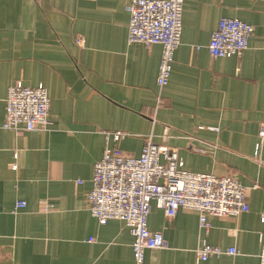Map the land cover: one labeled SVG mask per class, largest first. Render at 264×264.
<instances>
[{
  "label": "crops",
  "instance_id": "obj_1",
  "mask_svg": "<svg viewBox=\"0 0 264 264\" xmlns=\"http://www.w3.org/2000/svg\"><path fill=\"white\" fill-rule=\"evenodd\" d=\"M129 1L0 0V264H135L125 223L100 224L87 208L104 132L113 130L128 133L109 143L128 155L149 138L177 147L178 167L247 187L248 211L208 216L207 232L197 212L180 208L168 218L152 203L148 227L168 248L147 249L142 264H259L264 0H183L180 44L162 87L161 45L127 42ZM221 17L253 32L240 54L213 58L207 44ZM12 84L46 88V129L2 127ZM18 200L25 207L15 210ZM203 242L237 253L198 260Z\"/></svg>",
  "mask_w": 264,
  "mask_h": 264
},
{
  "label": "built area",
  "instance_id": "obj_2",
  "mask_svg": "<svg viewBox=\"0 0 264 264\" xmlns=\"http://www.w3.org/2000/svg\"><path fill=\"white\" fill-rule=\"evenodd\" d=\"M127 42L146 46L161 45L156 84L164 86L170 77L174 52L180 44L183 0H130ZM253 26L235 17H221L212 31L207 50L211 57L238 55L248 47ZM79 46L81 37L76 38ZM49 97L41 85L12 84L5 97V120L2 127L11 130L46 129L49 116ZM128 133L105 131L102 156L94 163L87 208L98 223L118 219L128 227L135 264H142L147 249L168 248V241L159 231L148 227L151 204L173 218L182 208L198 213L199 228L209 229L208 216H237L248 211L247 187L233 176L196 172L178 167V148L147 139L138 156L128 155L118 142ZM258 135L264 138V125ZM80 182V181H77ZM25 202H15V210ZM48 205L44 207L46 211ZM264 220V209L261 212ZM93 239H89L92 241ZM233 255L234 247L225 249L203 242L197 249L198 260L222 254ZM264 264V246L258 255Z\"/></svg>",
  "mask_w": 264,
  "mask_h": 264
},
{
  "label": "water",
  "instance_id": "obj_3",
  "mask_svg": "<svg viewBox=\"0 0 264 264\" xmlns=\"http://www.w3.org/2000/svg\"><path fill=\"white\" fill-rule=\"evenodd\" d=\"M193 145H195V146H196V144H193Z\"/></svg>",
  "mask_w": 264,
  "mask_h": 264
}]
</instances>
